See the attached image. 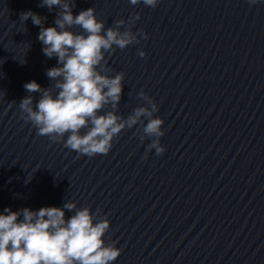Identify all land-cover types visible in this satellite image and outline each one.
Returning <instances> with one entry per match:
<instances>
[{
	"label": "water",
	"instance_id": "water-1",
	"mask_svg": "<svg viewBox=\"0 0 264 264\" xmlns=\"http://www.w3.org/2000/svg\"><path fill=\"white\" fill-rule=\"evenodd\" d=\"M40 2L0 0V211L99 210L104 239L122 249L114 264H264V0H71L74 15L93 7L106 27L139 15L132 31L148 38L106 54L109 74H126L117 114L146 106L143 90L164 120L163 155L141 142L142 119L92 157L22 119L26 82L55 91L46 72L57 58L21 17L53 26L61 9ZM31 95L35 104L41 93Z\"/></svg>",
	"mask_w": 264,
	"mask_h": 264
},
{
	"label": "clouds",
	"instance_id": "clouds-1",
	"mask_svg": "<svg viewBox=\"0 0 264 264\" xmlns=\"http://www.w3.org/2000/svg\"><path fill=\"white\" fill-rule=\"evenodd\" d=\"M160 0H129L130 5L143 4L155 8ZM260 0H248L256 5ZM41 7L61 11L55 24L43 27L40 15L29 10L22 13L23 20L31 18L40 27L38 40L42 52L48 58L56 57L57 65L47 69L46 75L54 81V89H42L32 80L24 84L29 93L19 103L22 119L30 122L39 135L52 141H62L66 148L89 157L108 154L114 139L128 128L144 119L141 142L149 139V151L163 155L166 148L160 138L165 135L164 120L155 113L157 103L141 90L138 95L146 106L135 108L126 118L117 114L122 99L125 73L110 75L106 54L139 44L144 30L133 32L132 26L139 15L126 22L119 19L115 27H106L93 7L73 14L71 0H41ZM130 27L121 28L125 24ZM73 25L80 33L70 30ZM143 58L146 52L138 51ZM41 93L34 104L31 93ZM106 106L111 110L104 111ZM83 130V131H82ZM75 202L62 207L45 206L37 210L25 207L13 211L5 207L0 211V264H114L122 249L116 242L108 243L104 237L110 228V220L97 218L90 207H82L66 218L65 210L76 209Z\"/></svg>",
	"mask_w": 264,
	"mask_h": 264
}]
</instances>
